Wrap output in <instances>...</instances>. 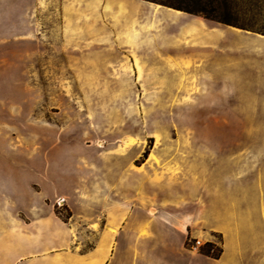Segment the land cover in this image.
Listing matches in <instances>:
<instances>
[{
  "label": "rangeland",
  "instance_id": "1",
  "mask_svg": "<svg viewBox=\"0 0 264 264\" xmlns=\"http://www.w3.org/2000/svg\"><path fill=\"white\" fill-rule=\"evenodd\" d=\"M55 145L78 186L47 204L83 249L119 198L123 257L165 256L169 222L218 257L264 204V0H0V162Z\"/></svg>",
  "mask_w": 264,
  "mask_h": 264
},
{
  "label": "crops",
  "instance_id": "2",
  "mask_svg": "<svg viewBox=\"0 0 264 264\" xmlns=\"http://www.w3.org/2000/svg\"><path fill=\"white\" fill-rule=\"evenodd\" d=\"M56 150L55 145L44 153L43 163L0 162V264H264V204L260 214L251 208L249 216H239L230 233L221 229L224 241L218 257L186 248L183 227L169 222L165 230L172 241L166 242L165 256L127 258L123 257L125 207L118 198L105 209L97 228L85 222L89 224L85 238L91 244L83 249L81 239H72L69 222L47 204L57 197H71L78 186L68 175L59 178ZM108 186L103 181L93 183L90 198L101 197L99 189L109 193ZM112 191L120 196L124 182H117ZM87 213L82 217H89Z\"/></svg>",
  "mask_w": 264,
  "mask_h": 264
},
{
  "label": "bare ground",
  "instance_id": "3",
  "mask_svg": "<svg viewBox=\"0 0 264 264\" xmlns=\"http://www.w3.org/2000/svg\"><path fill=\"white\" fill-rule=\"evenodd\" d=\"M135 67H136L137 71L140 72V68H139V66L136 64V62H135ZM135 142H136V141H135V138H133V137H128L127 139L123 140V143L121 144L120 149H121V150H124V149L128 148L130 145L134 144ZM97 145L100 146V145H101V142L97 141ZM149 213H150V214H154V209H153L152 207L149 209ZM200 235H201V234H200Z\"/></svg>",
  "mask_w": 264,
  "mask_h": 264
},
{
  "label": "trees",
  "instance_id": "4",
  "mask_svg": "<svg viewBox=\"0 0 264 264\" xmlns=\"http://www.w3.org/2000/svg\"><path fill=\"white\" fill-rule=\"evenodd\" d=\"M175 6H177V7H179V8H185L186 10H188V11H190V12H203V13H205L206 11V8L205 7H203V6H201V7H183V6H181V5H179V4H177V5H175Z\"/></svg>",
  "mask_w": 264,
  "mask_h": 264
}]
</instances>
